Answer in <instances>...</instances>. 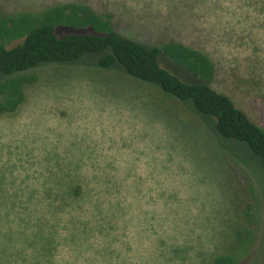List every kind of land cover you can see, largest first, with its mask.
<instances>
[{
    "label": "rangeland",
    "instance_id": "obj_1",
    "mask_svg": "<svg viewBox=\"0 0 264 264\" xmlns=\"http://www.w3.org/2000/svg\"><path fill=\"white\" fill-rule=\"evenodd\" d=\"M64 1L113 12L119 32L146 45L174 38L202 49L216 66L211 86L264 128V0L0 6ZM100 56L38 65L26 101L0 115V264H208L231 244L248 179L262 225L245 264H264L259 158L245 142L212 131L209 120L197 122L156 84L119 66L100 68ZM159 62L198 81L163 55Z\"/></svg>",
    "mask_w": 264,
    "mask_h": 264
},
{
    "label": "trees",
    "instance_id": "obj_2",
    "mask_svg": "<svg viewBox=\"0 0 264 264\" xmlns=\"http://www.w3.org/2000/svg\"><path fill=\"white\" fill-rule=\"evenodd\" d=\"M62 28L74 31L60 33ZM90 52H101L97 60L100 68L119 66L134 79L156 84L166 98L190 108L197 122L209 120L212 131L245 142L264 169V128L227 94L211 86L216 66L206 52L174 38L146 45L119 32L113 12L96 10L83 2L51 3L37 10L0 6V115L16 113L26 101L28 88L38 80L35 67L77 62ZM161 55L198 81H184L163 67ZM80 189L79 184L74 186L77 198L81 197ZM244 194L245 203L234 206L230 246L208 264H245L250 258L261 230L262 208L257 187L250 179Z\"/></svg>",
    "mask_w": 264,
    "mask_h": 264
}]
</instances>
